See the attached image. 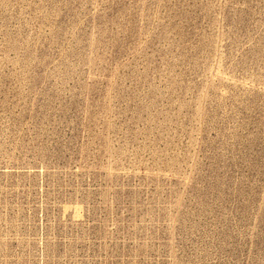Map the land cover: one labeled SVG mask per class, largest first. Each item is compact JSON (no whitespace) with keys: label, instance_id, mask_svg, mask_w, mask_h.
<instances>
[{"label":"rangeland","instance_id":"1","mask_svg":"<svg viewBox=\"0 0 264 264\" xmlns=\"http://www.w3.org/2000/svg\"><path fill=\"white\" fill-rule=\"evenodd\" d=\"M0 264H264V0H0Z\"/></svg>","mask_w":264,"mask_h":264}]
</instances>
